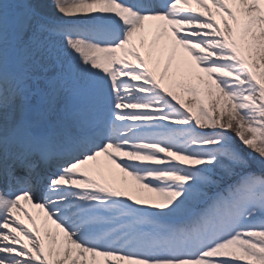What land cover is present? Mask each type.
I'll use <instances>...</instances> for the list:
<instances>
[{"label": "rangeland", "instance_id": "rangeland-1", "mask_svg": "<svg viewBox=\"0 0 264 264\" xmlns=\"http://www.w3.org/2000/svg\"><path fill=\"white\" fill-rule=\"evenodd\" d=\"M61 1L23 0L19 5L0 0V75L15 79L12 87L0 85V137H9L20 125L26 104L40 106L38 113L61 125L76 115L93 120L88 128L102 118L115 119L121 127L136 124L128 134L121 131L125 135L111 152L102 151L103 158L74 168L71 177L78 176L77 183L89 190L83 196L89 207L82 217L70 212L77 207L74 202L55 208L64 226L60 222L63 229L54 237L57 243L63 237L70 242L56 251L57 261L264 264V177L241 175L249 164L245 158L237 164L242 154L229 136L234 128L246 162L254 146L264 160V0H170L151 13L119 0ZM64 4L82 6V11L70 13ZM56 23L121 31L103 44L99 36L91 40L59 32ZM237 23L242 28L234 33ZM155 81L185 108L168 105ZM219 161L228 163L222 176H214L212 164ZM219 181L224 182L221 190ZM24 201L6 214L10 222L4 224L0 264H33L32 254L40 251L41 238L28 228L27 213L35 212L23 214ZM213 220L215 236L205 245L193 242L200 251L175 254L174 249L187 246L189 228H208ZM81 221L66 228L65 236V225ZM79 238L83 248L72 243Z\"/></svg>", "mask_w": 264, "mask_h": 264}, {"label": "bare ground", "instance_id": "bare-ground-1", "mask_svg": "<svg viewBox=\"0 0 264 264\" xmlns=\"http://www.w3.org/2000/svg\"><path fill=\"white\" fill-rule=\"evenodd\" d=\"M61 2H66V0H63ZM61 2H60V4H61ZM109 2L113 3L112 1H109ZM44 3L47 5L48 2H44ZM107 4H109V3L107 2ZM64 7L66 9H69L70 13L71 12L73 13V11L78 13L81 10L82 6H73V5H70V4H68V5L64 4ZM65 19L66 20H70V18H60V20H65ZM91 47H94V46H91ZM114 49H115V47H114ZM116 53H118V57L117 58H120L121 51H119V48L116 49ZM113 73L116 74L115 71ZM115 110L116 111H120V109L118 107L115 108ZM80 116L81 115H76V116L71 118L73 120H79L80 119V121H77L75 123V125L72 126L71 124L70 125L68 124L63 130H61V132L63 134H65V137L68 138V139H61V140L65 141V142H71L70 140L72 138H70V136L68 134L71 133L70 131H72V129L77 128V132L75 133L74 136H77L78 134L81 135V132L84 131L85 127L88 124H92L93 120L91 118L86 117L85 115H82V117H80ZM100 122L104 123V119L103 118L100 119ZM34 123L36 125H39V124L42 125L43 121L35 118L34 119ZM114 123H115V119L112 122H110V125L114 124ZM131 123H132L131 126H134L136 124L135 121H131ZM109 130H110V127H109ZM63 134H61V136ZM111 134H112V132H111ZM123 135H124L123 133H117V136L114 137L113 139H111L113 142H111L110 144L103 137L97 144V145L100 144L101 148L103 147L102 149H100L101 151L100 150L99 151L96 150L94 152L93 156L87 157V159L85 161L84 160L82 161L83 164L87 160L89 161L92 158L93 159L90 161L91 163L96 162V158H103V156H102L103 153H106L107 149L110 150V152H111L113 150V147H115L118 144L119 138L121 136H123ZM110 138H111V135H110ZM36 141L40 142V139H36ZM77 143H79V142H77ZM55 147H57V146H54V148ZM116 150L118 151L119 148H116ZM102 151H103V153H102ZM108 161L110 162L109 159H108ZM81 163H79V164H81ZM78 165H76V166H78ZM81 166H82V164H81ZM75 167H73L71 169H68L65 173H63L62 175L60 174L58 177H56L51 182V184L55 185V188H53V189H55L53 191V194H55L54 196H56V197L67 196V195L69 196V195H71V193L69 194L70 188L80 189V188H84V187L86 188L87 187V185L83 186L81 183L77 184L78 179L76 180V178L78 176L74 177V178L71 177V175H73V173L75 172V169H74ZM70 179H75V181L70 182L69 181ZM87 190H88V188H87ZM84 194H85L84 191H79V192L75 193V195L77 197L78 196L82 197ZM22 198L23 197H18L16 199V201H13V202L11 201V199H8L6 204H0V235L2 234V231L5 229L4 223L6 221L5 217H6L7 212L10 211V207H12L13 204L16 205L18 202L21 201ZM55 199L59 200L58 198H55ZM24 200H25V198L22 199V201H24ZM24 210L25 211H34L35 212V216L30 214V213H27V212L26 213H27L28 217L31 219V221L28 222V228H32V232L35 233L37 235V237L39 236L41 238V242L39 243L40 246H41V250L39 252L42 255H44L47 259H49L51 264H72L74 262L72 258L64 257L62 262L57 261V256L58 255H57L56 251H58V250H66V248L70 244V242H67L68 240H66L64 237L62 239H60L59 242L57 243V240L54 237L55 234H57L56 232H58V231L63 229V227H61V225H60V222L56 221V219L58 217H60V215L54 213L53 208L49 204L46 205V206L36 205V204L35 205H31V204H27L24 201ZM25 211H23V214H24ZM30 215H32L34 217V219H32L30 217ZM24 219H26V218L24 217ZM65 230H66V228H65ZM214 231H215V229L212 228L210 230L209 234L207 232L202 233L200 235V239L202 241L201 243L203 244L205 237H207L208 235H210ZM64 233H65V236H67V237L69 236L68 235V233H69L68 230H66V232H64ZM189 239L190 240L188 241V244H189V246H192L193 245V241L192 240H194V239H192V238H189ZM72 243L76 247H82L83 248V244L81 242L74 241ZM56 246H57V250H55ZM199 249H200V247L197 248V249H196V247H194V250H192L193 251V255H195L199 251ZM176 252L179 253L180 257L185 255L183 251L180 252V250H179V251H176Z\"/></svg>", "mask_w": 264, "mask_h": 264}, {"label": "trees", "instance_id": "trees-1", "mask_svg": "<svg viewBox=\"0 0 264 264\" xmlns=\"http://www.w3.org/2000/svg\"><path fill=\"white\" fill-rule=\"evenodd\" d=\"M213 125H214V121H213ZM207 129H209V128H207ZM209 130H211V129H209ZM227 134V133H226ZM230 136V139H231V145L232 146H234L235 148H237L238 149V151L242 154V159H240V160H238L237 161V164L238 165H241L242 164V161L244 160V158H245V160L243 161V163L244 164H246V163H248L249 164V169L250 170H252V171H250V170H243L242 168V171H243V173H241V175H243V174H246V173H254V174H257V175H260V176H263L264 177V165L262 164V163H264V160H262L260 157H261V155H260V152H263L261 149H258L256 146H254L253 147V152H254V155H253V157H249V159L250 160H248L247 162H246V157L248 156L247 155V153L244 151V149L240 146V145H238V144H236V140H237V142H238V138H237V135H236V133H235V131H234V128H233V130H232V133H231V135H229ZM248 158V157H247ZM251 160H253L254 162L253 163H251ZM230 162H232V161H229V163ZM262 162V163H261ZM228 162L227 161H219V163H213L212 164V166L214 167V170L215 171H217V172H221V169L223 168V167H225V165L227 164ZM235 163V162H234ZM260 165V167L258 166V165ZM230 169H232V168H230ZM230 169H228V170H230ZM226 176V175H225ZM227 179V178H226ZM228 181V180H227ZM232 181V180H231ZM230 181V182H231ZM220 183H222L221 181H219ZM234 182H236V183H238V181L237 180H235Z\"/></svg>", "mask_w": 264, "mask_h": 264}]
</instances>
